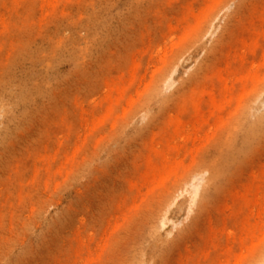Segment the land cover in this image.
Here are the masks:
<instances>
[{
  "label": "rangeland",
  "instance_id": "1",
  "mask_svg": "<svg viewBox=\"0 0 264 264\" xmlns=\"http://www.w3.org/2000/svg\"><path fill=\"white\" fill-rule=\"evenodd\" d=\"M97 1H63L61 11L52 14L54 0H32L31 15L17 6V14L10 18V3L0 0V12L9 17L7 30L0 34V82L10 68L29 65L27 52L49 50L48 39L70 35L79 26L87 28V12ZM124 1L108 0L111 5ZM187 1L145 0L140 14L131 19L114 10L110 25L99 26L105 44H96L90 55L77 61H60L66 47L54 44L57 77L47 96L22 104L10 119L0 110V131L7 127L6 136L0 137V264H127L144 240L151 212L175 186L173 174L158 176V170L165 165L174 172L190 168L211 148L208 141L220 136L222 128L202 122V110L196 114L182 109V99L159 112L153 124L143 127L144 120L143 128L134 131L141 119L136 115L143 102L139 101L161 69L175 66L172 78L177 81L170 88L174 91L205 56L188 51L187 39L181 38L187 24L179 12ZM192 3L195 8L202 4ZM256 5V0L246 2L238 19L246 18ZM234 51L233 44H227L215 54L190 84L183 102L208 86L211 74L225 69ZM17 56L25 61L16 62ZM131 74L137 79L130 93L116 110H108V100L117 99L112 92L117 82ZM256 84L241 82L238 89L247 97ZM178 119L179 134L176 126L167 125ZM156 151L169 155L166 159ZM237 165L196 222L180 207V198L169 206L160 233L175 242L159 261L150 260L147 251L146 264H184L201 249L214 256L212 231H217L221 248H240L236 239L220 235L222 220L236 212L245 216L238 206L229 208L239 203L254 173L264 168V142ZM232 220L228 219L231 224Z\"/></svg>",
  "mask_w": 264,
  "mask_h": 264
},
{
  "label": "bare ground",
  "instance_id": "2",
  "mask_svg": "<svg viewBox=\"0 0 264 264\" xmlns=\"http://www.w3.org/2000/svg\"><path fill=\"white\" fill-rule=\"evenodd\" d=\"M30 1L32 0H8L10 3L7 9L8 16L11 18L17 14L15 9L17 6L31 15ZM45 1L47 0H42ZM54 1L56 7L53 12L51 11L52 14L61 11L59 6L63 1L80 3V0ZM144 1L125 0L122 4L115 5L109 4L108 0H98L96 4L92 2L86 17L87 28L79 26L70 35L62 34L58 35L57 39L54 37L48 39V44H52L49 50L27 52L29 65H23L18 69L10 68L0 82L1 116L10 119L9 115L15 113L22 104L27 105L36 98L47 96L57 77L54 44H63L66 47L59 56L60 61L70 59L77 61L85 55L88 56L93 52L96 44H105L106 38L99 26L110 25L114 10L131 19L140 14ZM192 1L184 2L179 12V18L187 24L181 38L187 39L188 51H200L205 56L190 77L181 80L179 87L174 91H170V88L177 81L172 78L175 66L172 68L166 65L161 69V73L148 83L139 101L143 102L140 109L136 108L138 110L136 115L141 119L134 131L138 132L143 127L153 124L159 112H166L182 99L180 100L182 109L194 110L196 114H200L202 110L204 114L202 122L208 126L222 128V132L219 137L208 141L211 148L197 156L190 168L174 172L170 166L165 165L158 170L160 173L158 176L173 174L175 186L170 188L167 196L151 212L144 240L133 249L127 264H146L144 255L147 251L150 253V260L159 261L165 258L167 251L175 242L160 233L169 206L180 198V207L188 212L191 222H196L215 202L230 176L235 172L237 164L250 156L254 148L264 142V73L261 72L264 69V0H256V7L242 20L238 19L239 14L245 3L250 0H194L202 3L200 8H195ZM216 2H219L218 5L210 11L211 5ZM8 18L0 12V26L3 27L0 34L7 30L5 21ZM83 30L87 33L85 36L82 34ZM58 33L60 32L57 30L55 34ZM225 44H233L235 49L233 56L229 53L227 57L229 61L226 68L211 74L209 85L197 91L192 99L183 102L190 84L201 77L205 66L210 64L215 54L222 52ZM19 56L15 61L24 62L25 60ZM136 79V75L131 74L126 81L117 82L112 91L117 99L108 100L106 103L108 110H116L130 93ZM253 81L257 84L247 97H243L244 93L238 89L239 84ZM9 82H14V85H9ZM247 90L244 88V91ZM144 120L146 124L142 127ZM181 122V119H178L176 122H168L167 125L176 126L179 134ZM5 129L0 131L1 138L6 136ZM156 153L166 159L169 155L167 151H156ZM238 201L239 203L235 201L229 209L238 206L240 213H244L245 216H240L236 212L224 217L220 235L227 234L228 238L236 239L240 248L237 250L221 248L216 244L219 238L215 235L217 231H212L214 236L211 240L215 255H212V251L201 249L190 255L189 261L184 264H264V168L258 175L254 173L246 193ZM229 218L233 219L232 224L228 221ZM256 228L258 234H255ZM184 231L185 229L181 230L178 236ZM250 237L253 238L252 241ZM258 245L255 251H251ZM183 259L181 258L182 262Z\"/></svg>",
  "mask_w": 264,
  "mask_h": 264
}]
</instances>
